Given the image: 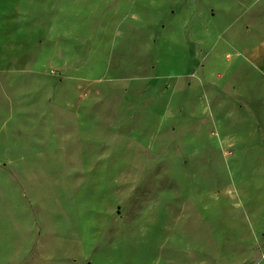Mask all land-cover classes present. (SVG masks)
Masks as SVG:
<instances>
[{
	"label": "rangeland",
	"instance_id": "rangeland-1",
	"mask_svg": "<svg viewBox=\"0 0 264 264\" xmlns=\"http://www.w3.org/2000/svg\"><path fill=\"white\" fill-rule=\"evenodd\" d=\"M159 1L125 5L141 12ZM114 7L110 0H0V66L13 55L16 70L46 71L48 99L73 98L84 104L80 114H94L56 153H37L53 143L44 140L24 155L21 135L10 123L1 128L0 264H186L200 255L194 248L199 220L200 252L209 261L258 263L264 257V97L236 100L239 115H227L228 92L212 97L207 89L221 80L205 77L201 58L186 66L178 47H169L167 30L158 40L148 34L157 33L154 25L113 21ZM161 15L166 23L174 19L166 9ZM134 31L141 44L130 40ZM55 42L58 58L80 78L75 92L71 80L56 83ZM136 61L140 75L132 73ZM223 66L218 71L226 75ZM189 71L194 77L181 76L176 87ZM262 77L256 73L251 84L262 85ZM93 78L113 92L126 82L127 92L107 101L100 91L88 96L86 81ZM189 81L191 88L184 87ZM152 99L151 137L139 123L98 117L112 113L107 104L114 101L137 100L143 113ZM138 142L147 155L131 154Z\"/></svg>",
	"mask_w": 264,
	"mask_h": 264
},
{
	"label": "crops",
	"instance_id": "crops-1",
	"mask_svg": "<svg viewBox=\"0 0 264 264\" xmlns=\"http://www.w3.org/2000/svg\"><path fill=\"white\" fill-rule=\"evenodd\" d=\"M121 1L110 0V5H115L111 11L115 16H112L111 20L132 19L133 22L146 27L154 25L157 27V33L148 32V34L149 36L157 34L158 40L163 38V31L167 30L169 32L167 38L169 47L175 45L178 47L186 66H190L192 57H199L201 58L199 69L203 70L205 77H215V79L221 80L220 87L215 88L210 82L211 85L207 90L211 91L212 97H215L216 101L221 97L215 96V91L228 92L226 100H228L227 106H230L231 110L227 115H239L236 100L250 101L256 93L258 97H264V83L257 86L251 84V79L256 73L263 75L264 79V0H160L156 4L153 3L152 10L140 7L141 12H134L133 7L125 5L128 1L136 0H123L124 5ZM166 2L169 4L167 8H164ZM164 9L174 16L170 23H166L161 15V10ZM245 27H247L246 30ZM138 37L139 33L134 31L130 40L141 44L142 39L137 40ZM191 46L194 47L193 51ZM58 56L55 42V59L59 61V70L55 73L61 77L56 83L58 85L63 84L65 80H71V86L75 92L80 78L73 76L74 74L69 72V66L65 65V62L61 61ZM133 64L132 73L140 75L143 69L142 65L137 61ZM220 64H224L226 75L218 71ZM32 71L30 67L16 70L13 55L10 57L7 55L5 62L0 66V131L1 128L6 131V125L10 123L11 131L17 133L18 136L21 135L24 155L32 153L30 150L32 144L41 146L44 140L53 141V143L48 148H39L37 153H56L62 148V139L73 138L75 134L79 133V126L84 118L91 119L94 114H80L84 104L79 103L76 99L73 100V98L70 100L48 99L47 79L41 76H46L48 73ZM16 72L22 73L17 81L15 79ZM193 72L189 71L179 75L176 87H180L181 76L193 78ZM64 75L67 76V79ZM119 79L122 81L126 79V82L131 80L127 77ZM106 80H115V78ZM126 82L118 84L116 92H113V87L107 81L100 78L90 79L86 81L88 96L100 91L103 101L111 100L112 96H119L122 91L127 92ZM183 85L191 88L192 82H183ZM37 90L39 93L36 97L34 93ZM107 105L112 113H104L102 116L99 115V118H103L109 123H139V127L144 126L145 134L148 137L152 136L153 117L155 116L153 109L157 107V101L154 104L153 99L147 102L145 104L146 112L143 113L141 110L144 105L137 100L127 105L121 104L120 101H114ZM129 109L130 113H128ZM116 110H123V114L114 113ZM57 141L60 143L57 144ZM129 144L131 143L128 142L127 147H130ZM133 149L131 154L135 156L148 154V150L142 148V144L139 142ZM200 224L199 220L197 234L199 247L196 245L194 248L198 249L202 257L199 255L197 258L195 254L186 264H236L233 260L209 261L206 254H201ZM189 226L191 229H196L194 223H190ZM256 264H264V257Z\"/></svg>",
	"mask_w": 264,
	"mask_h": 264
}]
</instances>
